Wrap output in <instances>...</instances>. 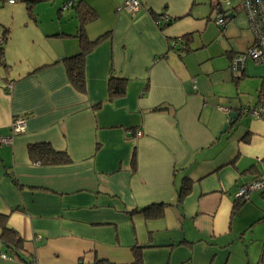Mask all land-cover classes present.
I'll return each instance as SVG.
<instances>
[{"label": "crops", "instance_id": "obj_1", "mask_svg": "<svg viewBox=\"0 0 264 264\" xmlns=\"http://www.w3.org/2000/svg\"><path fill=\"white\" fill-rule=\"evenodd\" d=\"M85 1L98 15L86 35L107 36L85 58L80 93L62 62L79 50L78 20L63 0L37 3L32 14L23 0H0V138H11L0 144V213L23 255L35 264H131L132 247L142 246L143 264H264V192L235 195L264 179V102L242 97L249 82L258 95L264 63L246 58L230 69L253 42L241 5L209 2L208 15L226 19L221 28L196 0H139L134 13L119 9L125 0ZM147 8L173 21L160 30ZM110 75L126 79L112 100ZM246 106L256 112L221 132L228 112ZM20 116L25 130L13 133ZM37 142L70 162H31L27 146ZM153 203L164 204L161 217L132 212Z\"/></svg>", "mask_w": 264, "mask_h": 264}, {"label": "trees", "instance_id": "obj_2", "mask_svg": "<svg viewBox=\"0 0 264 264\" xmlns=\"http://www.w3.org/2000/svg\"><path fill=\"white\" fill-rule=\"evenodd\" d=\"M27 6L29 14H32V7L37 3L42 2H52L54 0H23ZM63 5L69 8L75 15L78 20V27L76 36L79 41V50L76 54L64 57L62 62L65 66L67 79L70 85L80 93L85 92V75H84V64L87 54L93 49V47L107 34H102L97 38L91 40L85 33V26L92 21H95L98 18L96 11L90 7L85 0H63ZM147 12L152 17V19L157 18L160 13H156L151 9L147 8ZM173 19L170 17L169 20L165 23H162L158 28L164 29L171 24ZM7 29L3 32L5 34ZM1 38L5 39V35H2ZM184 38V37H183ZM2 52V46H0V53ZM2 59V58H1ZM258 98L259 103L264 102V77L259 83ZM108 99L112 100L114 98L124 95L126 89V79L114 75H110L108 79ZM164 107H155L153 110H161ZM27 153L29 160L35 164L39 165H57L65 164L70 162L71 158L64 150H58L52 147L47 142H37L32 143L27 146ZM132 167H135L134 159L131 162ZM13 183L16 184V181L13 179ZM189 187L184 185L181 186L179 190V198H182L187 194ZM264 192V188L262 189ZM261 191V192H262ZM235 206H238L237 204ZM164 204H148L140 209H135L132 212L142 213L147 218H158L163 214ZM0 240L4 243L7 249H9L15 256H18L22 259V264H35L33 263L31 256H24L22 251L23 239L19 236L17 231L13 229L7 223V216L0 213ZM142 246H133L132 254L133 261L131 264H143L141 256ZM93 264H110L109 261L103 258H96Z\"/></svg>", "mask_w": 264, "mask_h": 264}, {"label": "built area", "instance_id": "obj_3", "mask_svg": "<svg viewBox=\"0 0 264 264\" xmlns=\"http://www.w3.org/2000/svg\"><path fill=\"white\" fill-rule=\"evenodd\" d=\"M8 3H14L15 0H3ZM240 5L244 13L246 14L248 26L253 35V42L250 46H247L243 53L237 54L231 61L230 69L232 71H240L244 67L245 59L249 58L254 63H260L264 61V0H240ZM65 6V5H64ZM66 7V6H65ZM141 3L139 0H125L119 9H123L129 13H134L139 10ZM170 16L165 13H160L157 18L153 19L155 26H159L169 20ZM215 23L221 27H225L226 19L222 16H217L214 19ZM3 44V39L0 37V46ZM181 43L179 39H173L171 41V48L177 49ZM244 112L254 113L255 109L248 106L241 108ZM25 130V117H15L11 122V131L13 133H21ZM140 135V132H138ZM11 141V138H0V144H7ZM264 188V179L257 178L241 185L237 192L236 197L238 199H247L248 195L252 191H262ZM3 258H10L6 254H1ZM33 261V260H32ZM34 263V261H33Z\"/></svg>", "mask_w": 264, "mask_h": 264}, {"label": "rangeland", "instance_id": "obj_4", "mask_svg": "<svg viewBox=\"0 0 264 264\" xmlns=\"http://www.w3.org/2000/svg\"><path fill=\"white\" fill-rule=\"evenodd\" d=\"M60 1L58 0V4H60L59 3ZM210 1L211 0H196V3H198L196 7H197V9H199L201 14H203V16L209 17V23H213V21H214L213 19H215L214 17L216 16V14H215L216 10H211V15H208V11L210 12V10H209V8H210L209 2ZM20 2L21 1H19V3ZM212 2L214 3V5H219L223 10H226L227 8H230V7H235L237 5H240V0H213ZM247 60H250V62H252L256 66L264 63V61L260 62V63H257V62L254 63V61H252L251 59H247ZM249 83L247 85V87H249V88H247L248 91H245L242 94L243 95L242 97H256L257 94L252 89L253 85H251ZM1 254H6L7 256L10 257V259H6V260L3 259V257H1ZM0 264H22V263L17 256H15L9 249L6 248L5 245H2V243L0 242Z\"/></svg>", "mask_w": 264, "mask_h": 264}, {"label": "water", "instance_id": "obj_5", "mask_svg": "<svg viewBox=\"0 0 264 264\" xmlns=\"http://www.w3.org/2000/svg\"><path fill=\"white\" fill-rule=\"evenodd\" d=\"M244 113L242 109H233L228 112V122L224 123L221 132H223L228 124H233L235 120L239 119Z\"/></svg>", "mask_w": 264, "mask_h": 264}]
</instances>
